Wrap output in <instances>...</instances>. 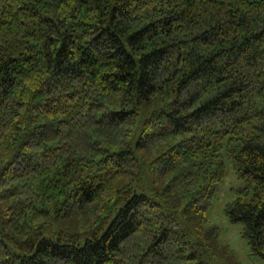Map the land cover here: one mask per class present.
Returning <instances> with one entry per match:
<instances>
[{"label":"trees","instance_id":"trees-1","mask_svg":"<svg viewBox=\"0 0 264 264\" xmlns=\"http://www.w3.org/2000/svg\"><path fill=\"white\" fill-rule=\"evenodd\" d=\"M225 156L264 258V0H0V264H228Z\"/></svg>","mask_w":264,"mask_h":264},{"label":"rangeland","instance_id":"rangeland-1","mask_svg":"<svg viewBox=\"0 0 264 264\" xmlns=\"http://www.w3.org/2000/svg\"><path fill=\"white\" fill-rule=\"evenodd\" d=\"M223 160L225 175L212 199L207 217L210 223L219 227V240L226 250L232 253L228 261L226 260L228 264H264V258L252 252L248 240L243 236V223L230 221L225 212L227 203L239 195L244 196L239 190L245 186V183L237 175L233 161L227 156ZM243 198L248 199L247 196Z\"/></svg>","mask_w":264,"mask_h":264}]
</instances>
